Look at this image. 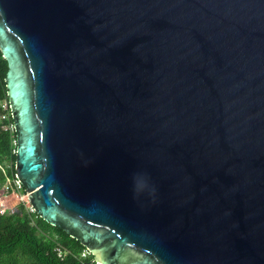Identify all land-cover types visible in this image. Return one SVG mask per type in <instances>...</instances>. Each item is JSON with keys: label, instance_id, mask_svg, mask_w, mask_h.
I'll list each match as a JSON object with an SVG mask.
<instances>
[{"label": "water", "instance_id": "obj_1", "mask_svg": "<svg viewBox=\"0 0 264 264\" xmlns=\"http://www.w3.org/2000/svg\"><path fill=\"white\" fill-rule=\"evenodd\" d=\"M0 52L44 221L102 264H264V0H0Z\"/></svg>", "mask_w": 264, "mask_h": 264}, {"label": "trees", "instance_id": "obj_2", "mask_svg": "<svg viewBox=\"0 0 264 264\" xmlns=\"http://www.w3.org/2000/svg\"><path fill=\"white\" fill-rule=\"evenodd\" d=\"M7 62L0 52V101L8 103L5 75ZM5 112L0 106V116ZM12 117L0 118V165L7 159L15 162L12 153L15 132L7 128ZM4 176L0 169V188ZM33 220L24 211V205L16 206L14 213H0V264H86L93 255L82 257L85 248L80 240L71 237L58 226H52L35 212Z\"/></svg>", "mask_w": 264, "mask_h": 264}, {"label": "built area", "instance_id": "obj_3", "mask_svg": "<svg viewBox=\"0 0 264 264\" xmlns=\"http://www.w3.org/2000/svg\"><path fill=\"white\" fill-rule=\"evenodd\" d=\"M0 106L5 112L0 116L1 119H8L11 112L9 110V103L6 101H0ZM10 130L14 131L13 123L7 126ZM12 153H15V141L13 142ZM1 172L4 176L2 186L0 188V213L12 214L14 213L16 206L19 204L24 205V211L33 220L32 214L35 212L34 208L28 200V192L25 191L21 182L18 180L15 172V162L9 158L4 165H0ZM14 199H18L19 202L10 203ZM36 213V212H35ZM87 255H82L85 257ZM86 264H102L92 258Z\"/></svg>", "mask_w": 264, "mask_h": 264}, {"label": "rangeland", "instance_id": "obj_4", "mask_svg": "<svg viewBox=\"0 0 264 264\" xmlns=\"http://www.w3.org/2000/svg\"><path fill=\"white\" fill-rule=\"evenodd\" d=\"M8 160V159H7ZM6 162V161H5ZM14 202H19L18 199H14L13 201H11L10 203H14ZM91 252L88 250V248H84L81 252L80 255L82 256L84 255H89Z\"/></svg>", "mask_w": 264, "mask_h": 264}, {"label": "clouds", "instance_id": "obj_5", "mask_svg": "<svg viewBox=\"0 0 264 264\" xmlns=\"http://www.w3.org/2000/svg\"><path fill=\"white\" fill-rule=\"evenodd\" d=\"M145 186H146V184H145ZM153 191H154V189H153Z\"/></svg>", "mask_w": 264, "mask_h": 264}]
</instances>
